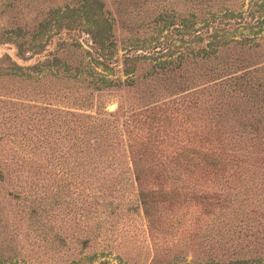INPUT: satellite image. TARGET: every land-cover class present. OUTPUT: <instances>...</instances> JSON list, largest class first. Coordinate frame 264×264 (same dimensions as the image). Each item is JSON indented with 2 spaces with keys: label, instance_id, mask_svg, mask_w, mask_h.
I'll return each instance as SVG.
<instances>
[{
  "label": "rangeland",
  "instance_id": "obj_1",
  "mask_svg": "<svg viewBox=\"0 0 264 264\" xmlns=\"http://www.w3.org/2000/svg\"><path fill=\"white\" fill-rule=\"evenodd\" d=\"M263 28L264 0H0V264L264 259Z\"/></svg>",
  "mask_w": 264,
  "mask_h": 264
},
{
  "label": "trees",
  "instance_id": "obj_2",
  "mask_svg": "<svg viewBox=\"0 0 264 264\" xmlns=\"http://www.w3.org/2000/svg\"><path fill=\"white\" fill-rule=\"evenodd\" d=\"M216 2L217 3H219V4H223L224 3V0H216ZM226 7L224 8L223 7V12H222V14L223 15H226V16H228V15H231V14H233L234 12H235V10L234 11H229V9H226ZM159 15V14H158ZM157 15V16H158ZM156 16V17H157ZM155 17V18H156ZM141 22L140 23H148V22H144L143 21V19H141L140 20ZM262 38H264V28H263V30H262ZM255 40V38H251V39H248V40H246L245 38H232V36H230L229 38H225V39H222L220 42H219V44H217V45H215V46H213V47H211V48H205V46H203V47H198V48H196L195 50H193L192 51V54L194 55V56H199V57H203V58H208V56H213V55H215L216 54V52H217V50H218V48H220V46H222V45H227V44H229V42L231 43V44H235V43H237V44H241L242 42H244V41H249V42H251V44H255L256 43V41H254ZM130 47V46H129ZM147 50V49H146ZM145 50V48H144V51H146ZM143 54L145 55V52H143ZM174 60H172V59H170V58H163L161 61H158L157 63H159L158 64V67H166L167 66V64H169V63H171V62H173ZM11 68H13L14 69V71L16 72V69H19V70H22L23 68L20 66V65H18V64H16V63H14V62H12V65H11ZM20 74L22 73L21 71L19 72ZM111 80H108V83H111L110 82ZM259 82H257L256 83V85L255 86H260V84H258ZM224 111H226L225 109H224ZM249 194H251V192L249 193L248 192V194H246V195H249ZM247 199V196H244L242 199H240V200H246ZM144 203H146L145 201H144ZM258 204V203H257ZM245 206V204H242V207H244ZM231 207V208H230ZM243 209V208H242ZM242 212H241V214H244V215H246V212H245V210H241ZM232 212L234 213V216L236 215V213H238L239 211H238V209H237V207H233V206H229L227 209L225 208V210H220L219 212H215V215H226V214H231L232 215ZM99 227V226H98ZM229 263H231V264H263L264 263V259H263V257L262 256H260V255H253V256H251V257H248V258H243V259H235V260H233V261H227L226 262V264H229Z\"/></svg>",
  "mask_w": 264,
  "mask_h": 264
}]
</instances>
